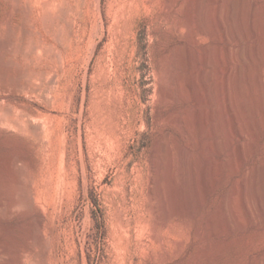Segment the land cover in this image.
<instances>
[{
	"label": "rangeland",
	"instance_id": "rangeland-1",
	"mask_svg": "<svg viewBox=\"0 0 264 264\" xmlns=\"http://www.w3.org/2000/svg\"><path fill=\"white\" fill-rule=\"evenodd\" d=\"M263 8L0 0V264H264V215L239 196L253 176L264 194Z\"/></svg>",
	"mask_w": 264,
	"mask_h": 264
},
{
	"label": "bare ground",
	"instance_id": "bare-ground-1",
	"mask_svg": "<svg viewBox=\"0 0 264 264\" xmlns=\"http://www.w3.org/2000/svg\"><path fill=\"white\" fill-rule=\"evenodd\" d=\"M174 3H175V1H174ZM222 3V2H221ZM236 3V2H235ZM238 3V2H237ZM236 3V4H237ZM239 3H240V1H239ZM241 4V3H240ZM242 4H244V3H242ZM225 5V4H224ZM252 6L250 7V9L248 8V11H247V9L245 10V12L247 11V21H248V24H249V27L251 26H254V24H253V22H255L254 21V19L256 18V17H254V4H251ZM222 6V5H221ZM243 6V5H242ZM244 6H245V4H244ZM225 7V6H224ZM235 7V6H234ZM241 7V6H240ZM222 8V7H221ZM227 8V7H226ZM244 8V7H243ZM223 9H225V8H223ZM245 9V8H244ZM258 9V8H257ZM264 9V8H263ZM232 10V9H231ZM230 10V11H231ZM236 10H238V9H236ZM257 11V10H256ZM262 12H263V10H262ZM232 13V12H231ZM230 13V14H231ZM234 13V12H233ZM238 13V12H237ZM257 13V12H256ZM256 13H255V15H256ZM193 14V13H192ZM230 14H229V16H230ZM241 14V13H240ZM243 14V13H242ZM258 15V14H257ZM192 16V15H191ZM231 16H232V14H231ZM231 16H230V18H231ZM236 16H237V14H236ZM241 17H242V15H241ZM191 18V17H190ZM244 18V17H243ZM264 19V18H263ZM246 21V22H247ZM240 24H242V23H240ZM246 24V23H245ZM256 24V23H255ZM261 25V24H260ZM263 26V25H262ZM248 27V26H247ZM255 27V29H253L254 31H256V25L254 26ZM260 28V27H259ZM258 29V28H257ZM187 30H189V29H187ZM191 30V29H190ZM227 31V30H226ZM232 31V30H231ZM237 32V31H236ZM257 32V31H256ZM228 33V32H227ZM233 33V32H232ZM241 33V32H240ZM249 33V32H248ZM253 33V32H252ZM262 33V32H261ZM190 34H191V32H190ZM255 34V33H254ZM192 35V34H191ZM227 35V34H226ZM232 35V34H231ZM239 35V34H238ZM240 35H242V33L240 34ZM251 35V34H250ZM253 35V34H252ZM258 35H260V34H258ZM254 36V35H253ZM192 37V36H191ZM225 37V36H224ZM255 37H256V35H255ZM263 37V36H262ZM193 38H195V36L193 37ZM231 38V37H230ZM258 39H259V37H257ZM257 39V40H258ZM192 41H194V39L192 40ZM239 41V40H238ZM261 41V40H260ZM262 43H263V45H264V42L262 41ZM236 44V43H235ZM252 47V46H251ZM192 49H194V48H192ZM256 50H259V47H257V49ZM233 51V50H232ZM236 51V50H235ZM254 51V50H253ZM234 53H236V52H234ZM256 53V52H255ZM255 53L254 52H252V50H251V52H250V55H249V57H251L252 59L254 58V63H255V65L253 66L254 68L252 69V64L250 65V68H248V66L246 67V68H248L247 70L249 71V74H248V83H249V91L253 94L254 92H255V90L257 89L258 90V92L260 91V95H259V98H256V97H258L257 95H256V100L257 101H259V102H256V105L258 104V106L259 105H263L262 103H264V77H263V73H264V71H263V67H262V62H260V59L258 60V58H257V56H258V53L256 54L257 56L255 57ZM263 53H264V50H263ZM175 54H176V52H175ZM174 54V55H175ZM235 55V54H234ZM237 55V54H236ZM263 56H264V54H262ZM233 56V55H232ZM244 56V55H243ZM259 56H260V54H259ZM176 57V56H175ZM236 57V56H235ZM248 57V56H247ZM248 57V58H249ZM232 58V57H231ZM261 58V57H260ZM233 59V58H232ZM237 59V58H236ZM242 60V59H241ZM263 60V59H262ZM240 61V60H239ZM247 61V60H246ZM249 61H250V58H249ZM242 62V61H241ZM240 62V63H241ZM264 63V62H263ZM176 64V63H175ZM242 64H243V62H242ZM176 66V65H175ZM245 66H246V64H245ZM242 68H244V66L242 67ZM245 68V69H246ZM233 69H236V68H234L233 67ZM237 69H238V67H237ZM240 69V68H239ZM178 70V69H177ZM176 70V71H177ZM241 70V69H240ZM253 70V73L251 72ZM187 71V70H186ZM229 71H230V69H229ZM235 71H237V70H235ZM248 71H247V73H248ZM254 71H255V73H254ZM180 72V71H179ZM178 72V73H179ZM188 72V71H187ZM224 72H225V70H224ZM232 72H233V70H232ZM240 72V74L238 75V73L236 74V72H234V74H235V76H241V71H239ZM183 73H184V71H183ZM246 73V72H245ZM244 73V74H245ZM251 73H252V75L253 74H255V78H253V76L251 77ZM176 74V73H175ZM191 74V73H190ZM243 74V73H242ZM173 75V74H172ZM184 75H185V73H184ZM229 75L231 76V72H229ZM229 75H228V77H229ZM246 75V74H245ZM174 76V75H173ZM181 76H182V74H181ZM188 76V75H187ZM175 77V76H174ZM176 77H177V75H176ZM179 77V76H178ZM233 77V75L231 76V78ZM184 78V76L182 77V79ZM235 79H236V77H234ZM233 78V79H234ZM240 78V77H239ZM242 78V77H241ZM244 78H245V76H244ZM172 79H173V77H172ZM185 79V78H184ZM225 79V78H224ZM228 79V78H227ZM233 79H232V84H233V82L235 81H238V80H240V79H238L237 78V80H234L233 81ZM253 79H255V80H253ZM181 80V79H180ZM186 80V79H185ZM182 81V80H181ZM184 81V80H183ZM225 81V80H224ZM243 81L244 82H246V79H243ZM255 81V82H254ZM180 82V81H179ZM192 82V81H191ZM193 82H195V80L193 81ZM223 82V81H222ZM221 82V83H222ZM253 82L254 83H256V86H257V88H255L254 87V84H253ZM173 83V82H172ZM238 83H240V81L238 82ZM247 83V82H246ZM231 84V85H232ZM187 85V84H186ZM185 85V86H186ZM190 85V84H189ZM222 85V84H221ZM234 85V84H233ZM172 86V85H171ZM184 86V87H185ZM218 86V85H217ZM228 86H230V85H228ZM237 85H236V83H235V87H236ZM233 87V86H232ZM240 87V86H239ZM236 88L237 90L238 89H241V87L240 88ZM162 88H164V87H162ZM177 88V87H176ZM227 88V87H226ZM231 88V87H230ZM165 89V88H164ZM174 89V88H173ZM182 89H183V87H182ZM198 89V88H197ZM218 89V88H217ZM223 89V88H222ZM235 89V88H234ZM235 89V90H236ZM247 89V90H248ZM206 90V89H205ZM235 90H234V97H233V94H232V92H231V100H230V102L232 101V103H231V105L234 107V102L237 100V98L235 97V95H236V93H235ZM242 90V89H241ZM165 91V90H164ZM172 91V90H171ZM175 91V90H174ZM231 91H232V89H231ZM248 91V92H249ZM177 92V91H176ZM189 92V91H188ZM197 92V91H196ZM199 92V91H198ZM197 92V93H198ZM218 92V91H217ZM238 92H240V90L238 91ZM247 92V93H248ZM258 92H256V93H258ZM185 93H187V92H185ZM222 93V92H221ZM241 93V94H240ZM239 94L240 95H242V91L240 92ZM176 94V93H175ZM184 94V93H183ZM226 94V93H225ZM249 94V93H248ZM252 94H250V96H252ZM177 95V94H176ZM185 95H187V94H185ZM223 95V94H222ZM238 95V94H237ZM236 95V96H237ZM171 96V95H170ZM182 96V95H181ZM227 96V95H226ZM254 96V95H253ZM183 97H184V95H183ZM3 98V97H2ZM5 98V97H4ZM162 98V97H161ZM189 98V97H188ZM233 98H236L235 99V101H234V99ZM239 98V97H238ZM177 99V98H176ZM219 99V98H218ZM242 99V98H241ZM181 101H182V99H180ZM207 100V99H206ZM184 101V100H183ZM238 101H240V99L239 100H237V102ZM207 102V101H206ZM241 102V101H240ZM222 104V103H221ZM206 105V104H205ZM228 105V104H227ZM253 105V104H252ZM200 106V105H199ZM245 106V105H244ZM264 106V105H263ZM262 106V107H263ZM7 107H8V104H7ZM223 107V109H224V106H222ZM1 108V107H0ZM3 108V107H2ZM208 108V107H207ZM231 108V107H230ZM242 108H243V105H242ZM246 108H247V106H246ZM246 108H245V110L244 109H241L240 107L238 108V109H240V110H244V111H246ZM190 109V108H189ZM215 109V108H214ZM221 109V108H220ZM227 109V108H226ZM236 109H234V111H233V114H232V116H233V124H235V126H237L238 124H239V121L241 120L240 119V114H243V112L244 111H242V113H241V111H239L240 112V114H239V112L238 111H235ZM256 110V109H255ZM3 111V110H2ZM6 111V110H5ZM5 111H4V113H5ZM9 111V110H8ZM182 111V110H181ZM195 111V110H194ZM209 111V110H208ZM229 111V110H228ZM231 111H232V109H231ZM261 111H264L263 109L261 110ZM7 112V111H6ZM199 112H201V111H199ZM11 113V112H10ZM223 113V112H222ZM228 113V112H227ZM246 113H247V111H246ZM258 113H260V106H259V108H258ZM262 113V112H261ZM2 114H3V112H2ZM207 114V113H206ZM210 114V113H209ZM264 114V113H263ZM188 115H190V114H188ZM218 116H219V114H217ZM244 116H245V114H243ZM243 115H241V118L243 117ZM247 115V114H246ZM205 116V115H204ZM251 116V115H250ZM255 116V115H254ZM264 116V115H263ZM14 117V116H13ZM16 117V116H15ZM14 117V118H15ZM184 117V116H183ZM193 117L194 116H192V119H193ZM202 117H203V115H202ZM220 117H222V116H220ZM229 117H230V115H229ZM228 117V118H229ZM247 117V116H246ZM253 117V116H252ZM251 117V120L253 119ZM11 118V117H10ZM10 118H8V119H10ZM191 118V117H190ZM197 118V117H196ZM7 119V116H0V123H4V121H7L8 120ZM180 119H181V117H180ZM184 119V118H183ZM209 119V118H208ZM230 119V118H229ZM202 120V119H201ZM205 120H206V118H205ZM11 121V123H12V120H10ZM10 121H9V123H10ZM18 121V120H17ZM180 121V120H179ZM199 121V120H198ZM208 121V120H207ZM264 121V120H263ZM21 122V124H22V121H20ZM191 122H192V120H191ZM206 122V121H205ZM223 122V121H222ZM250 122V121H249ZM253 122H255V121H253ZM257 122V121H256ZM202 123V122H201ZM227 123V122H226ZM232 123V122H231ZM185 124V123H184ZM251 124V123H250ZM6 125V124H5ZM190 125V124H189ZM205 125V124H204ZM219 125V124H218ZM241 125V124H240ZM240 125H238L240 128H241V126ZM238 126H237V128H238ZM18 127V126H17ZM20 127V126H19ZM226 127V126H225ZM232 127V126H231ZM230 127V128H231ZM247 127V126H246ZM251 127V126H250ZM254 127V126H253ZM219 128H220V126H219ZM230 128H228V129H230ZM237 128H236V132H237V134H238V138H240V139H242V137H243V134H242V132L240 131V130H238L237 131ZM257 128H258V126H257ZM217 129V128H216ZM221 129V128H220ZM218 130V129H217ZM231 130V129H230ZM244 130V129H243ZM249 130V129H248ZM252 130V129H251ZM229 131V130H228ZM212 132V131H211ZM229 133V132H228ZM227 133V134H228ZM234 134H235V131L233 132ZM260 133V132H259ZM167 134V133H166ZM214 134V133H213ZM249 134V133H248ZM209 135V134H208ZM259 135V134H258ZM228 136V135H227ZM225 137V136H224ZM168 138V137H167ZM230 138V137H229ZM233 138V137H232ZM220 139V138H219ZM163 140H164V137H163ZM231 140V139H230ZM239 140V139H238ZM227 141V140H226ZM232 141V140H231ZM230 141V142H231ZM204 142V141H203ZM216 142V141H215ZM214 142V143H215ZM222 142V141H221ZM224 142V141H223ZM243 142V141H242ZM258 143V142H257ZM257 143L255 142V145H257ZM169 144H170V142H169ZM211 144H213L212 142H211ZM219 144V143H218ZM240 144V143H239ZM238 144V145H239ZM165 145V144H164ZM222 145V144H221ZM229 145V144H228ZM157 146V145H156ZM212 146V145H211ZM225 146V145H224ZM223 146V147H224ZM236 146V145H235ZM251 146V145H250ZM218 147H220L219 145H218ZM245 144H244V142L243 143H241L240 145H239V151H241L240 152V157H241V155H243L244 156V152H245ZM255 147V146H254ZM165 148V147H164ZM211 148H213V147H211ZM221 148H222V146H221ZM162 148H160V150H161ZM166 149V148H165ZM182 149V148H181ZM184 149H186V148H184ZM188 149V148H187ZM250 149V148H249ZM254 149V148H253ZM257 149H258V146H257ZM236 151H237V148L235 149ZM182 151V150H181ZM249 151H252L251 149L249 150ZM159 153V152H158ZM221 153V152H220ZM230 153V152H229ZM236 153V152H235ZM250 153V152H249ZM232 154H234V153H232ZM238 154V156H239V153H237ZM246 154V153H245ZM231 157V156H230ZM229 158V157H228ZM230 159H232V157L230 158ZM239 158L237 157V160H238ZM241 160H242V158H241ZM20 160H18V162H19ZM155 161V160H154ZM230 161V160H229ZM239 161V160H238ZM159 162V161H158ZM224 162V161H223ZM242 162V161H241ZM11 163V162H10ZM14 163V162H13ZM157 163V162H156ZM8 163H6V165H7ZM16 164H18V163H16ZM224 164H226L225 162H224ZM227 164H229V163H227ZM227 164H226V166H227ZM234 164V163H233ZM239 164V163H238ZM13 165V164H12ZM14 166V165H13ZM19 166V165H18ZM17 166V168H19ZM257 166V165H256ZM10 168V167H9ZM13 168V167H12ZM16 168V167H15ZM237 168V167H236ZM263 170V169H262ZM261 170V171H262ZM250 171V170H249ZM19 172V171H18ZM257 173V172H256ZM18 174V173H17ZM263 175V174H262ZM261 175V176H262ZM248 176V175H247ZM261 176H258L259 178L258 179H260V177ZM20 178V177H19ZM154 178H156L155 176H154ZM249 178H251V177H249ZM253 178H255L254 176H253ZM253 178H251V179H249V180H251L250 181V183L248 182V180L247 179H245L246 181H244V182H242L243 184H242V187H241V194L239 193V196H240V200H241V203L243 204V206L246 208L245 209V211L247 210V212L249 213V215H251L252 216V213H253V211L255 210V209H253V211H251V202L252 201H250V199H251V197H252V200H254L253 202L255 203L254 205H256V207H257V209H258V211L261 213V215H264V194H255V192H254V190H256V189H252V188H255V187H257V182L253 179ZM256 178H257V175H256ZM261 178H264L263 176L261 177ZM153 180V179H152ZM257 180V179H256ZM154 181V180H153ZM259 182V181H258ZM263 185H264V181H263V183H262ZM251 187V189L253 190V192H254V194H247L248 193V190H250L249 188ZM262 187V186H261ZM155 188V187H154ZM235 188V187H234ZM238 188H240V187H238ZM258 188V187H257ZM260 188V187H259ZM151 190V189H150ZM263 190H264V188H263ZM154 191V190H153ZM232 193V192H231ZM260 193V192H259ZM154 195V194H153ZM230 195H232L231 197L233 198V194H230ZM14 196V195H13ZM22 197V196H21ZM15 198V197H14ZM232 198H229V199H232ZM23 199H24V197H23ZM228 199V201H230ZM233 200V199H232ZM20 202V200H17V205H18V203ZM22 201V200H21ZM225 202V201H224ZM231 202V201H230ZM4 203V202H3ZM29 204V203H28ZM238 204H240V203H238ZM16 205V206H17ZM30 205V204H29ZM228 205V204H227ZM253 205V204H252ZM20 206H22V205H20ZM224 206V205H223ZM238 206V205H237ZM242 206V205H241ZM25 207V206H24ZM255 207V208H256ZM1 208V207H0ZM4 208V207H3ZM14 208V207H13ZM16 208V207H15ZM20 209H21V207H19ZM235 208H236V206H235ZM238 209V208H237ZM257 209H256V211H257ZM241 210V209H240ZM3 211V210H2ZM18 212V209H16L15 210V212ZM229 211H231V209H229ZM242 212H243V210H241ZM166 212V211H165ZM5 213V212H4ZM3 213V214H4ZM10 213V212H9ZM256 213V212H255ZM259 213V214H260ZM2 214V215H3ZM237 214V213H236ZM258 214V213H257ZM11 215V214H10ZM234 215H235V213H234ZM256 216H258V215H256ZM235 217V216H234ZM238 217V216H237ZM243 218V217H242ZM241 217H240V219H242ZM261 219L263 218V216L262 217H260ZM255 219V218H254ZM244 220V219H243ZM240 221V220H239ZM245 221H247L248 222V220H244V222ZM258 221V220H257ZM241 222V221H240ZM32 241V240H31ZM36 241V240H35ZM32 247V246H31ZM6 248V247H5ZM12 252V251H11ZM1 253V252H0ZM5 253H6V251H5ZM30 253V252H29ZM2 254V253H1ZM27 254V253H26ZM10 257V256H9ZM18 257V256H17ZM39 257V256H38ZM7 258V257H6ZM11 258V257H10ZM23 259V258H22ZM27 259H28V257H27ZM42 259V258H41ZM24 261H25V259H23ZM3 261V260H2ZM6 261V260H5ZM7 262V261H6ZM11 263L12 264H19V258L18 259H13L12 261H11Z\"/></svg>",
	"mask_w": 264,
	"mask_h": 264
}]
</instances>
